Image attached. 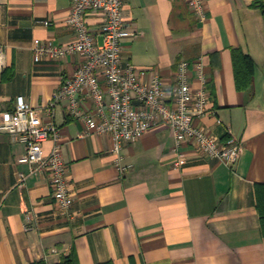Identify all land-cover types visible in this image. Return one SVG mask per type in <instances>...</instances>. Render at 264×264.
<instances>
[{
    "label": "crops",
    "instance_id": "0c3cea01",
    "mask_svg": "<svg viewBox=\"0 0 264 264\" xmlns=\"http://www.w3.org/2000/svg\"><path fill=\"white\" fill-rule=\"evenodd\" d=\"M256 1L204 0L203 21L180 0L124 1L136 33L122 40L124 59L157 72L171 92L182 61L199 87L193 65L202 58L211 100L195 124L221 141L234 137L242 148L230 167L187 143L180 149L187 163L174 169V137L159 124L121 146L127 171L120 173L110 135L80 137L85 127L64 103L47 113L82 60L35 63L33 43L74 39L66 22L71 0H0V113L22 96L37 110L38 126H58L73 198L69 210L57 207L48 175H30L18 163L24 146L0 132V264H56L71 253L79 264H264L255 194L264 184V15L251 7ZM86 21L96 31L103 16L89 13ZM235 48L255 64L244 91L236 87ZM80 102L83 111L93 109L88 99ZM51 146L45 143L46 153Z\"/></svg>",
    "mask_w": 264,
    "mask_h": 264
},
{
    "label": "built area",
    "instance_id": "2783aa9c",
    "mask_svg": "<svg viewBox=\"0 0 264 264\" xmlns=\"http://www.w3.org/2000/svg\"><path fill=\"white\" fill-rule=\"evenodd\" d=\"M124 1L71 0L66 22L75 33L74 39L63 45L34 41L35 63L73 55L82 60L54 93L48 115L52 116L51 107L64 103L69 115L85 127L80 137L90 133L110 135L116 155L114 164L120 173L127 171V167L121 164V146L137 141L159 124L168 126L173 134L174 169L187 163L186 156L180 152L187 143L202 157L234 166L241 153V144L232 136L221 141L195 124L207 114L211 100L206 89L203 59L199 58L193 65L199 87H192L189 63L182 61L178 64L171 92L165 89L157 72L136 67L125 60L122 40L136 33L124 16ZM180 1L199 20L205 19L204 0ZM89 13L103 16L96 31L87 24ZM43 24L51 25L49 21ZM80 97L90 101L91 111H83ZM36 115L37 110L24 97L18 96L12 111L0 113V132H6L13 142L24 146V154L18 163L27 165L30 175L46 173L55 204L67 211L73 205V198L69 191L68 166L62 154L60 130L52 120L47 125L38 126ZM48 141L52 146L46 153L44 145ZM25 180L26 176L20 174L19 187L24 186Z\"/></svg>",
    "mask_w": 264,
    "mask_h": 264
},
{
    "label": "trees",
    "instance_id": "16d2710c",
    "mask_svg": "<svg viewBox=\"0 0 264 264\" xmlns=\"http://www.w3.org/2000/svg\"><path fill=\"white\" fill-rule=\"evenodd\" d=\"M251 7L259 8L264 15V0H257ZM233 66L235 69V82L239 91L248 89L253 81L255 71V64L250 55L243 52L239 48L232 49ZM256 207L260 218V232L264 237V184H257L255 186ZM32 264H46L44 261H38ZM56 264H79L75 253L63 257L59 263ZM105 264H112L110 262Z\"/></svg>",
    "mask_w": 264,
    "mask_h": 264
}]
</instances>
